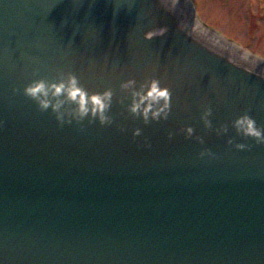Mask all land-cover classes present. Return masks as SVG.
Here are the masks:
<instances>
[{"label":"water","instance_id":"1","mask_svg":"<svg viewBox=\"0 0 264 264\" xmlns=\"http://www.w3.org/2000/svg\"><path fill=\"white\" fill-rule=\"evenodd\" d=\"M196 21L188 0H0L2 264H264V143L232 126L264 125V61ZM37 68L112 87L113 122L61 125L23 92ZM131 76L171 88L168 119L120 103Z\"/></svg>","mask_w":264,"mask_h":264},{"label":"clouds","instance_id":"2","mask_svg":"<svg viewBox=\"0 0 264 264\" xmlns=\"http://www.w3.org/2000/svg\"><path fill=\"white\" fill-rule=\"evenodd\" d=\"M166 2L174 4L175 0H166ZM166 31L167 28L153 29L147 31L145 37L151 39ZM120 88L126 93L120 97V103L124 104L128 99L127 94H130L131 103L126 105L128 112L136 117H142L146 124L153 120L159 121L161 118L168 119L172 109V90L168 85L163 84L160 78L152 76L138 81L135 76H131L121 82ZM15 91H19V89L17 88ZM23 92L37 102L40 110L51 109L61 125L64 123L71 124L73 121L82 124L85 120L94 123L97 119L101 124L113 122V116L110 113L114 103L115 90L108 87L102 91H90L74 71L59 69L50 78L46 75H39L37 68L33 72V78L23 88ZM212 112L213 109L207 107L202 113V119L209 127H212L210 118ZM232 126L243 136L254 137L257 143H264V125H260L250 113L239 115L232 121ZM186 131L188 135H192L194 128L189 125ZM228 131L227 126L216 128L218 135H223ZM141 133L142 129L137 128L134 135L139 136ZM173 135L174 133H169L170 137ZM232 142L233 139L229 138V143ZM201 143H203L202 138ZM235 147L245 149L250 146L244 143H236ZM199 155L201 157L206 155L214 157L216 154L205 149Z\"/></svg>","mask_w":264,"mask_h":264},{"label":"rangeland","instance_id":"3","mask_svg":"<svg viewBox=\"0 0 264 264\" xmlns=\"http://www.w3.org/2000/svg\"><path fill=\"white\" fill-rule=\"evenodd\" d=\"M212 33L264 61V0H188Z\"/></svg>","mask_w":264,"mask_h":264},{"label":"bare ground","instance_id":"4","mask_svg":"<svg viewBox=\"0 0 264 264\" xmlns=\"http://www.w3.org/2000/svg\"><path fill=\"white\" fill-rule=\"evenodd\" d=\"M198 24H200L198 21H196ZM207 31V30H206ZM218 36V35H217ZM221 40H223V41H225V42H227V40H225V39H223L222 37H220V36H218ZM227 43H229V42H227ZM236 49H240L239 47L238 48H236ZM244 53V52H243ZM245 55H247V56H249L248 55V53L246 54L245 53Z\"/></svg>","mask_w":264,"mask_h":264}]
</instances>
